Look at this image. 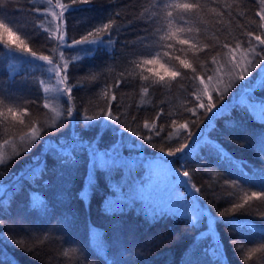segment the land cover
I'll return each mask as SVG.
<instances>
[{
  "label": "trees",
  "instance_id": "16d2710c",
  "mask_svg": "<svg viewBox=\"0 0 264 264\" xmlns=\"http://www.w3.org/2000/svg\"><path fill=\"white\" fill-rule=\"evenodd\" d=\"M202 2L206 10L192 23L195 28L198 22L201 34L195 38L202 45L211 41L215 48L229 40L237 43L245 39L244 32L255 28L259 0H228L230 8L222 19L211 11L214 5L209 0ZM61 3L70 4V0ZM155 3L91 0L90 4L70 7L57 21L46 14L52 7L47 0H0V10L20 22L15 28L32 51L51 54L54 60L64 52V59L70 61L69 82L73 86L69 97L63 93V86L59 91L55 88L46 63L19 54H14L17 60H13V54L0 51V94L12 100L13 106L31 109L24 126L0 121V264H264V253L249 255L264 240V200L249 201L244 210L231 217L219 215L242 201L245 194L264 192V160L258 155L264 149V120L252 110L254 117L242 109L244 100L264 102L260 81L254 85L264 69L253 71L248 89L233 79L223 100L217 101L221 111L212 119L210 113L192 117L186 111L192 107L189 81L183 75L187 70L167 86L151 83L144 92V70L133 61L164 51L158 48V29L168 24L164 10L159 11L160 20L149 23L154 19ZM30 7L40 8L46 14L43 20L29 14ZM110 20L114 21L112 43L103 30L95 32ZM41 23L49 32L37 29ZM171 26L187 27L177 22ZM57 27L65 40L80 39L91 30L89 39L104 42L61 48L55 39H47ZM147 29H151L152 38L145 42ZM125 43L129 47H124ZM172 51L184 55L178 46ZM242 51L246 52L242 48L237 55ZM188 58L194 66L205 63ZM228 79L225 75L222 85ZM195 95L203 93L196 89L193 99ZM45 104L47 108H43ZM69 108L73 116L67 119ZM106 111L120 120H108ZM86 116L101 118L87 121ZM193 120L196 126L191 130L200 133L202 129V133L184 153L167 156L184 131L180 125L191 126ZM28 123L43 127L46 134L28 138ZM129 128L137 135L126 131ZM145 133L150 140L141 139ZM4 138L11 143L5 144ZM152 141H158L155 147ZM99 152L120 159L136 156L162 161L170 166L193 189L203 215L200 225L178 214H163L153 221L137 203L108 211L105 204L114 194L109 175L121 177L125 169H97L92 156ZM69 153L71 157H66ZM138 168L142 172L138 169L131 177L141 178L146 173L144 165ZM185 170L188 177L180 174ZM196 188L201 191L196 192ZM33 195L46 202L43 210L32 207ZM206 224L210 231L204 235ZM233 242L244 247L238 248ZM92 243H103V252H97ZM132 243L155 244H135L134 248Z\"/></svg>",
  "mask_w": 264,
  "mask_h": 264
},
{
  "label": "snow or ice",
  "instance_id": "6c2138e0",
  "mask_svg": "<svg viewBox=\"0 0 264 264\" xmlns=\"http://www.w3.org/2000/svg\"><path fill=\"white\" fill-rule=\"evenodd\" d=\"M209 2L211 5H214V7L211 8V11L215 13L218 19H222L229 11L230 5L228 4V0H209ZM236 2L237 0H233V3ZM47 3L52 7L47 10L46 14L53 20L59 21L70 7L75 5H87L91 3V0H70V4H63L61 3V0H56L55 4H53V0H47ZM55 9H59L60 11L57 12ZM258 9L259 10L255 12V17L258 18L255 22V28L243 33L245 39L240 40L237 43H232L230 40L225 41L222 45H216L215 48H213V42L210 41L208 44L202 45L199 40L195 38L196 35L201 34L198 22L197 27L194 28L192 26V23L196 21L197 15L206 10V4L203 3L202 0H168L167 3H165L164 0H156V3L153 5L152 13L154 19L149 23L154 24L156 21L160 20L161 16L159 15V11L164 10L168 24L158 29L161 33L158 37V48L164 49V51L161 52L157 50L155 54L149 53L138 62L133 61L137 68H142L144 70L142 72L143 80L145 81L144 92L147 93L149 91L151 83L167 86L169 81H174L177 77L181 76L183 70H187L183 71V75L184 78L189 81V101L192 104V107L186 108V111L189 112L192 117L203 116L205 113L211 114L209 119L217 116V113L221 111V109H217V101L223 100L225 91L227 87L231 85L232 80L235 79L243 82L240 87L242 88V86H244L243 89H248L250 87H246V85L253 77V71L256 69H264V0H259ZM29 14H36L42 20L46 15L44 12H41V9L38 7H30ZM178 16L180 17L179 21H177ZM173 22H177L179 25H187V27L178 26L173 28L171 26ZM18 23L20 22L0 18V51L7 50V53L13 54V60H17L14 54H19L20 57H31L35 60L46 63L48 65V71L53 74L51 80L56 81L58 91L61 86H63V93L71 97L73 86L69 82L71 76L69 71L70 61L64 59V52L60 51L58 60L50 58L51 54L38 55L26 45L25 40L22 39L20 35V30L15 28V25ZM113 25L114 21L110 20L108 23L102 25V29H95V32L98 33L103 30L108 34V43H112V35L114 34ZM36 27L37 29H43L44 32H49V29L45 28L43 23ZM110 29L113 31H110ZM147 31L148 35L143 37L145 42L152 38L151 29H147ZM190 34H192L191 38ZM92 35L93 31L90 30L80 39L65 40L64 36L59 34V28L57 27L54 32L49 33L47 39L49 41L55 39L61 48L91 46L104 42L103 39H89V36ZM177 46L178 51L184 55L173 54L172 50L176 49ZM124 47L127 48L129 45L125 43ZM132 48H135L134 44L132 45ZM242 48L245 49L246 52L242 51L237 55L238 51ZM189 56L193 59H203L205 63L203 65L194 66V64L190 62L188 58ZM249 56H251V59H249ZM217 57H219V59ZM31 75L34 74L31 73ZM225 75H227L229 79L225 88L222 89L219 85L224 82ZM258 80L260 81L261 88H264V74H262V72L260 73V78L255 81L254 85ZM213 81L216 82L215 87H212ZM39 83L42 85L44 84V81L41 80ZM121 83H124V81H121ZM191 85H195V88L191 87ZM196 89H199L203 95H195V98L193 99V94ZM45 91H47V88H45ZM203 96L207 97L206 101L203 99ZM112 99L115 100L116 97L113 96ZM29 103L38 102L29 101ZM258 103L262 113H264V102L259 101ZM43 108H47V105H43ZM242 109L248 111L252 115L251 109L248 108L247 104H245ZM30 111V107L23 105L13 106L12 100L7 99L0 94V121L5 123L11 121L16 125L24 126L26 122L25 118H29ZM65 115L67 119L71 118L73 116L72 110L70 108L67 109ZM106 117L114 123L120 120V117L114 115L112 111H106ZM99 118L101 117L86 116L85 120L94 121ZM172 123L175 124V120H173ZM195 126V120L192 121L191 126L187 123L180 125L181 129L184 131L181 133V136L176 138V143L172 149L166 152L167 156L176 157L178 154L184 153L185 150L189 148L199 134L202 133V129H200V133H194L191 129ZM231 126L232 124L229 125V127ZM53 127L56 126L54 125ZM144 127L148 128V125L145 124ZM27 128L30 129V131L26 132L28 138L36 137L37 133H40L41 136L46 134V130L43 127H37L31 123L27 124ZM126 131H130L133 136L137 135V133L132 131L131 128ZM157 132H159V129H157ZM141 139L150 140L151 138L149 133H145L141 136ZM161 139H164V137H161ZM4 143L9 144L11 141L4 138ZM156 143H158V141H152V146L155 147ZM212 144H214V141H212ZM159 151L164 153L165 150L160 148ZM258 155L260 159L264 160V149H262ZM66 157H71V153ZM0 163H2V158H0ZM180 174L184 177L189 176V172L186 170ZM235 182L236 181L232 182L233 186H235ZM195 191L200 192L201 190L196 188ZM83 193L84 192L81 193V196L85 199ZM37 196L38 200L34 199V197ZM253 199L264 200V192L245 194L242 201L234 202L230 208L226 211H221L219 215L221 217H231L232 214L244 210L245 205ZM45 206L46 202L43 198L39 195L32 196L33 208L43 210ZM107 210L110 211L109 209ZM188 216L191 217L193 223L196 222L197 215L195 212L189 213ZM0 223H3V221L0 220ZM261 231H264V229ZM233 243L234 246L238 248L244 247L242 244L237 245L235 242ZM257 252L264 253V240H261V242L257 244V247L250 251L249 255L251 256Z\"/></svg>",
  "mask_w": 264,
  "mask_h": 264
},
{
  "label": "rangeland",
  "instance_id": "374dc122",
  "mask_svg": "<svg viewBox=\"0 0 264 264\" xmlns=\"http://www.w3.org/2000/svg\"><path fill=\"white\" fill-rule=\"evenodd\" d=\"M8 17L12 21H15L5 11L0 10V18L8 20ZM49 73L53 75L50 71ZM54 82L55 88H57L56 81ZM223 83H220L219 86L222 89L225 87V84L222 85ZM243 102L256 114L258 119L264 120V113H262L258 102L247 100ZM110 155L99 152L95 156H92L93 164L98 167L97 169L104 171L116 167L125 169L121 177L116 178L114 174L109 175L111 178V189L114 191V194L108 199L104 208L109 210L112 208L122 209L137 203L138 207L140 209L143 208L144 212L153 221L163 214H178L191 220V217L188 215L191 212H195L197 215L195 225H200L203 215L198 209V202L195 199L193 189L170 166L162 161H145L136 156L120 159ZM141 165L146 167V173L141 178L131 177L133 172L137 173L139 170L142 172V168H138ZM204 226L207 231L205 230L202 234L205 235L210 229L207 224ZM92 244L97 252H103V243ZM135 244L137 246L150 247L155 243H132L134 248ZM129 246L131 247V243H129Z\"/></svg>",
  "mask_w": 264,
  "mask_h": 264
}]
</instances>
